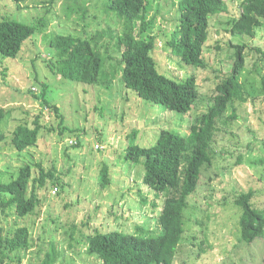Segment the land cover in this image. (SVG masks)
<instances>
[{"label":"rangeland","instance_id":"obj_1","mask_svg":"<svg viewBox=\"0 0 264 264\" xmlns=\"http://www.w3.org/2000/svg\"><path fill=\"white\" fill-rule=\"evenodd\" d=\"M50 1L31 0L19 6L13 0H0V19L31 25L46 15L51 22L47 33L62 31L82 37L85 28L80 14L87 8L89 31L108 27V15L101 12L97 0H78L80 7L71 17L67 9L74 0H56L54 5H50ZM225 1L228 14L211 21V35L204 51L209 68L194 71L180 67L172 58V49L166 48V42L178 26L179 0H148L147 20L152 24L149 33L157 36L154 56L160 72L178 80L195 72L200 98L186 117L163 111L140 99L121 79L107 89L54 75L44 62L52 53L44 35L32 37L17 60H0L4 67H11L13 63L6 80L0 75V107L11 109L1 127L6 141L0 152V179L9 182L12 174H17L25 165L33 166L35 177L39 169L34 165L42 164L48 171L56 169V174L66 184L56 192L52 183L39 190L41 205L32 215L18 220V226L28 227L31 241L35 240L23 264H41L49 242L55 243L60 254L57 264H103L99 258L87 254L83 241L77 242L96 231L157 230L164 198L156 201L149 193L143 184V165L124 160L126 150L132 142L140 146L154 145L164 129H178L188 135L191 123L208 111L209 98L234 66L236 49L233 46L238 45L246 47L241 81L251 97L247 103L238 105L236 112L230 108L224 118L226 124L221 126L216 142L217 157L213 166L204 171L197 192L189 198L186 235L174 264H261L263 239L250 248L239 245L241 211L234 201L242 192L261 190L254 199L257 207L264 208V104L260 99L264 77V26L255 39L233 36L228 30L232 20L239 16L241 0ZM116 23L113 21L112 26ZM105 42L113 49V43ZM112 54L115 55L114 51ZM35 66L41 81L46 80L50 85L47 99L57 105L59 114L44 107L41 98L29 93L35 88L38 96L42 94V89L34 83ZM170 114L178 123L182 122L180 127L166 126ZM233 114L235 119H232ZM38 117L44 128L37 145L18 152L11 143L14 130L23 124L34 127ZM65 127L74 133L66 130L61 135ZM75 140L77 148L73 147ZM239 159L241 162L237 165ZM104 166L109 168L111 184L108 187L102 186L100 180ZM140 193L148 195V204L142 203ZM153 202H158L157 209ZM15 221L14 216L7 219L1 216L0 227L13 230ZM41 246L44 250L39 256ZM253 257L256 261L252 262Z\"/></svg>","mask_w":264,"mask_h":264},{"label":"trees","instance_id":"obj_2","mask_svg":"<svg viewBox=\"0 0 264 264\" xmlns=\"http://www.w3.org/2000/svg\"><path fill=\"white\" fill-rule=\"evenodd\" d=\"M13 1L20 6L31 0ZM55 1L51 0L50 5H54ZM97 2L101 4V12L108 15V27L89 31L87 27H90V16L86 8L80 14V21L85 28L82 37L62 31L47 33L51 22L46 15L31 25L9 18L0 19V60H17L32 37L44 35L48 50L52 52L51 58L44 62L54 75L79 84L107 89L113 87L117 79H121L124 86L140 99L163 111L186 117L200 98L195 72L181 80L160 72L154 56L157 36L149 33L152 24L147 20L148 0ZM78 7V0H74L67 9L68 17ZM178 8V26L166 42V48L172 49V58L180 67L194 71L206 70L209 64L204 51L211 35V21L228 14V5L225 0H179ZM113 21L117 22L115 26H112ZM263 21L264 0H241L239 16L232 20V27L228 31L233 36L255 39L264 26ZM105 40L113 43V49L105 44ZM217 48L221 49L220 46ZM233 48L236 49L234 66L216 86L214 96L209 98L208 111L198 115L191 123L188 135L178 129H164L154 145L140 146L132 142L126 150L124 160L143 165V184L149 193L156 201L164 198L157 230L144 231L143 228H137L134 233L96 231L77 242H84L89 256L99 258L103 264H174L186 235L189 198L197 192L204 171L213 166L217 157L216 142L222 131L221 126L226 124L224 118L230 108L236 112L238 105L247 103L251 97L241 81L246 65V47L238 45ZM0 67V75L6 80L11 67H4L1 61ZM34 80L35 85L42 89V94L38 96L35 88L30 89L29 93L37 99L41 98L44 107L54 109L59 114L57 105H52L47 99L50 85L46 80L41 81L37 66L34 67ZM262 91L260 99L264 104V77ZM10 112L11 109L0 107V152L4 150L2 144L6 141V134L1 127ZM63 117L61 114L62 123ZM235 118L233 114L232 119ZM177 121L170 114L166 126L172 129L180 127L182 122ZM43 128L39 117L34 121V127L19 125L11 139L15 150L24 152L36 146ZM66 130L70 131L65 127L60 134L63 135ZM76 142L73 146L75 148L78 146ZM240 162L241 159L237 160V165ZM34 166L39 169L35 177L33 166L25 165L17 174H12L9 182L0 179V219L1 216L6 219L14 216L16 219L15 229L7 231L0 227V264H23L27 254L32 251L35 240L31 241L28 227H20L17 222L32 215L41 205L39 190L48 187L49 183L56 190L66 186L56 174V169L48 171L42 164ZM100 176L102 186L108 187L111 184L108 166L103 167ZM259 192L261 190L253 189L242 192L234 201L241 211L238 225L239 245L242 248H250L256 241L264 240V208L257 207L254 199ZM140 196L142 203H149L147 194L140 193ZM152 205L155 209L159 206L158 202ZM54 248L55 243L49 242L41 264H57L60 254ZM43 250L41 246L39 256ZM253 261H256L254 257ZM261 264H264V259Z\"/></svg>","mask_w":264,"mask_h":264},{"label":"clouds","instance_id":"obj_3","mask_svg":"<svg viewBox=\"0 0 264 264\" xmlns=\"http://www.w3.org/2000/svg\"><path fill=\"white\" fill-rule=\"evenodd\" d=\"M74 144H77L76 140H75ZM72 145H73V143H72Z\"/></svg>","mask_w":264,"mask_h":264},{"label":"built area","instance_id":"obj_4","mask_svg":"<svg viewBox=\"0 0 264 264\" xmlns=\"http://www.w3.org/2000/svg\"><path fill=\"white\" fill-rule=\"evenodd\" d=\"M58 190V189H57ZM56 189H55V192L57 191Z\"/></svg>","mask_w":264,"mask_h":264}]
</instances>
